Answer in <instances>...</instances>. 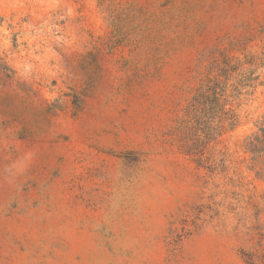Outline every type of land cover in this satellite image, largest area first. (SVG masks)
I'll list each match as a JSON object with an SVG mask.
<instances>
[{"label":"rangeland","instance_id":"1","mask_svg":"<svg viewBox=\"0 0 264 264\" xmlns=\"http://www.w3.org/2000/svg\"><path fill=\"white\" fill-rule=\"evenodd\" d=\"M227 63L238 121L214 139ZM249 257L264 264V0H0V264Z\"/></svg>","mask_w":264,"mask_h":264},{"label":"trees","instance_id":"2","mask_svg":"<svg viewBox=\"0 0 264 264\" xmlns=\"http://www.w3.org/2000/svg\"><path fill=\"white\" fill-rule=\"evenodd\" d=\"M234 72V67L227 63L226 67L222 70V75H220L223 80L215 77L210 81V85L208 86L209 103L211 104L210 118L213 124L212 135L214 139L221 134L225 125L231 130L237 125L238 120L233 105L237 94H239L241 84H230V81L234 77ZM258 140L259 138L257 137L251 144L253 145L254 141ZM248 264H255L250 257L248 258Z\"/></svg>","mask_w":264,"mask_h":264}]
</instances>
